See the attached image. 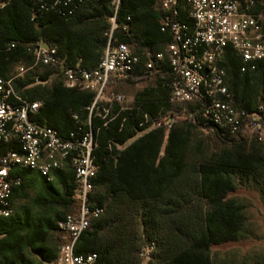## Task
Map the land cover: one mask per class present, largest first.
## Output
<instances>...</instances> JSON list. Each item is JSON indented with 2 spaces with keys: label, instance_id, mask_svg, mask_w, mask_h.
Returning a JSON list of instances; mask_svg holds the SVG:
<instances>
[{
  "label": "trees",
  "instance_id": "trees-1",
  "mask_svg": "<svg viewBox=\"0 0 264 264\" xmlns=\"http://www.w3.org/2000/svg\"><path fill=\"white\" fill-rule=\"evenodd\" d=\"M56 1L12 0L0 8V74L9 78L16 67L33 64L29 43L44 41L56 48L57 67L29 70L24 77L13 81L14 89L29 101L42 102L38 111L30 115L31 122L53 128L64 138L71 132L81 135L92 130L97 139V173L92 180L94 192L89 202L101 208L102 215L81 234L76 254L96 253V264H142L141 255L154 245L146 257L147 264H215L213 247L240 242L250 236L247 206L231 194L238 185L256 184L264 195V145L254 141L247 147L237 142L241 133L229 138L203 117L201 101L187 103L191 122L171 128L163 124L151 128L154 121L163 120L174 110L167 80L160 77L156 79L165 96L162 117L158 109L163 105L155 99L140 101L127 110L112 107L107 125L96 111L90 117L88 108L95 101V93L67 88L62 76L63 69L76 66V63H62L64 38H69L68 26L86 0H75L68 5ZM134 6L133 2L131 7ZM125 7L122 4L118 10V27L113 36L129 44L131 32L124 28L129 20L125 19ZM258 10L264 13V0ZM160 19L152 32L170 43V34L162 32ZM104 43L105 38L103 46ZM146 60L145 56L141 57L138 75L142 74ZM222 67L238 108L252 113L264 104V62H258L255 70L241 72L240 58L227 48ZM52 74L57 76L49 82ZM261 124L264 126V114ZM198 128L214 134L222 145L219 152L207 156L201 150L198 158L191 155L189 134ZM66 163L70 165L66 172L71 177L62 182L63 192L52 203L54 208L49 210L51 218L47 225L30 230L31 224L25 223L23 230L31 231L34 243L44 244V253L38 251L44 260H53L54 257L47 255L51 252L46 246L50 234L60 232L57 221L69 214L67 211L76 203L74 168L69 160ZM62 175H65L62 170L54 173L55 178ZM12 178L21 180L14 185V193L23 186L24 178ZM43 183L46 189L52 188V181L45 177ZM16 231L12 228L7 235ZM251 264H264V256H256Z\"/></svg>",
  "mask_w": 264,
  "mask_h": 264
},
{
  "label": "built area",
  "instance_id": "built-area-1",
  "mask_svg": "<svg viewBox=\"0 0 264 264\" xmlns=\"http://www.w3.org/2000/svg\"><path fill=\"white\" fill-rule=\"evenodd\" d=\"M11 1L0 0V8ZM73 1L57 0L56 4L68 5ZM157 2L161 9V30L170 34L171 42L164 52L145 55L142 74L135 73L141 57L114 38V27L107 34L104 55L95 68L77 64L62 70L67 88L95 93V101L88 108L90 117L96 111L107 125L112 111L110 103L123 101V96L118 95L101 102L104 105L99 103L111 79L126 81L154 76L167 80L171 104L203 102V117L229 138L237 137L245 127L260 128L264 104L252 113L238 108L222 64L227 48L233 49L240 58L241 72L249 68L255 70L258 62H264V13L258 10L261 0ZM27 47L33 66L57 67L56 48L42 41L29 43ZM13 81L0 74V217L8 218L13 213L12 190L21 181L11 177L15 168L37 171L52 181L54 172L69 160L78 188L73 196L77 210L56 223L65 242L59 247L55 264H96V253L75 252L81 234L102 215V209L89 202L94 192L92 180L97 173L98 142L94 132L90 130L81 135L71 132L64 138L53 128L31 122L30 115L37 112L42 103L29 101L17 93ZM154 124L162 125L159 120ZM172 125L168 123V128ZM2 145H7L3 152ZM153 249L154 245H150L147 254Z\"/></svg>",
  "mask_w": 264,
  "mask_h": 264
},
{
  "label": "crops",
  "instance_id": "crops-1",
  "mask_svg": "<svg viewBox=\"0 0 264 264\" xmlns=\"http://www.w3.org/2000/svg\"><path fill=\"white\" fill-rule=\"evenodd\" d=\"M135 3L134 7H131L132 3ZM122 4H126L125 13L128 20V24L124 26L128 27L131 32L130 43L128 47L138 56L144 57L147 53L155 54L164 52L169 44L166 38H159L157 34L152 32L156 24L159 23L161 18V9L157 0H86L84 5L80 8L77 16L73 19L68 26L67 38H64V50L62 63H76L83 65L87 69L95 68L104 55V51L107 45L108 31L113 29V35L117 30V14ZM130 5V6H129ZM130 8V9H129ZM127 10L128 11L127 13ZM108 32V33H107ZM153 35H152V34ZM106 39L104 46L102 44L103 39ZM93 39V40H92ZM44 42V41H42ZM126 44V43H125ZM66 48L69 51L66 52ZM67 53V54H66ZM69 53V54H68ZM40 68L42 66H18V73H15V69L12 72L11 79L24 77L25 74L32 69ZM23 69V72H22ZM141 71V67H137L135 73L138 74ZM14 74V75H13ZM57 74H52L49 78L51 82ZM4 77V76H3ZM6 78V77H5ZM141 78H133V80ZM132 80V81H133ZM37 83H42L37 80ZM132 81H118L111 79L105 90L104 98L108 102L110 98L107 96V92L113 85L119 84H131ZM158 81L156 77L151 78V83H148L141 88L135 89L131 93L124 91L121 92L124 100L128 99L130 106L124 107L122 103L111 102L112 107H119L120 110H127L132 108L136 103L140 101H149L155 99L156 102L162 103L158 113L162 114L165 111L164 101L161 89L157 85ZM43 84H45L43 82ZM41 102V101H38ZM42 103V102H41ZM164 114L161 115V117ZM144 132L140 133L142 135ZM237 142H241L239 138ZM7 145H2V152L6 150ZM68 163L56 170L65 172V175L59 176L52 180V188L46 189L43 183V176L37 171H33L26 168H15L11 172V177H22L23 186L16 189L12 198L13 213L8 218L0 217V262L4 264H55L56 255L59 250V240H53L54 235H58L59 232H53L50 234V241L46 245L51 249V252H47L49 258L54 257L53 260H44L38 251L46 249L42 243H34L32 240L31 231L25 233V223H30V230L41 225L46 226L48 220L51 218L50 209H53V202L59 200V194L63 192L62 182L68 179L70 176L67 171ZM13 174V175H12ZM77 209L76 203H74L67 213H74ZM60 211H63L60 209ZM18 230L13 235H7L11 230ZM46 254V252H45Z\"/></svg>",
  "mask_w": 264,
  "mask_h": 264
},
{
  "label": "rangeland",
  "instance_id": "rangeland-1",
  "mask_svg": "<svg viewBox=\"0 0 264 264\" xmlns=\"http://www.w3.org/2000/svg\"><path fill=\"white\" fill-rule=\"evenodd\" d=\"M15 73H18V69H15ZM151 78H154V76L133 80L131 84L113 85L108 90L107 96L113 98L121 95L122 91L131 93L135 89L151 83ZM105 101V99H102L99 103ZM121 103L124 107L130 106L128 99H123ZM185 121H192V116L187 110V104H174V110L160 122L168 127V123L177 125ZM155 127L158 126L153 124L151 128ZM189 135L191 155L195 158H198L202 151L207 156H210L213 153L219 152L222 148L221 143L214 134L206 129H193ZM239 140L245 143L247 147L254 141L264 145V126L261 124L260 128L245 127L240 134ZM260 190L261 187L256 184H249L248 186L238 185L237 191L231 194L232 198L247 206L249 217L247 234L250 236L240 242L213 247L212 256L215 264H251L253 259H256V256H264V195H262ZM53 240H59L60 247L65 242L64 234L59 232L58 235L53 236ZM147 255V250H145L143 255H141L143 256L142 264L148 263L149 259L146 258Z\"/></svg>",
  "mask_w": 264,
  "mask_h": 264
}]
</instances>
